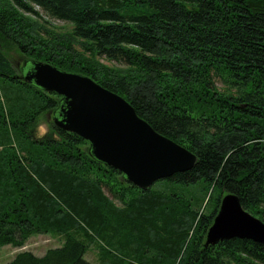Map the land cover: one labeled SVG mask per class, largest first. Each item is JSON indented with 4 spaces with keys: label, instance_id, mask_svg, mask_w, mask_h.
Listing matches in <instances>:
<instances>
[{
    "label": "trees",
    "instance_id": "1",
    "mask_svg": "<svg viewBox=\"0 0 264 264\" xmlns=\"http://www.w3.org/2000/svg\"><path fill=\"white\" fill-rule=\"evenodd\" d=\"M43 14L130 73L60 53ZM4 39L123 96L194 166L146 189L127 181L55 125L62 97L18 77ZM227 192L264 221V0H0V247L63 240L8 264H95L92 246L97 264H264L254 240L204 246Z\"/></svg>",
    "mask_w": 264,
    "mask_h": 264
},
{
    "label": "water",
    "instance_id": "2",
    "mask_svg": "<svg viewBox=\"0 0 264 264\" xmlns=\"http://www.w3.org/2000/svg\"><path fill=\"white\" fill-rule=\"evenodd\" d=\"M22 79L61 96L63 106L54 117L55 125L85 139L94 158L142 189L188 170L196 162L188 148L156 131L123 96L87 74L32 60ZM232 238L264 244V221L246 210L238 195L227 192L204 246Z\"/></svg>",
    "mask_w": 264,
    "mask_h": 264
},
{
    "label": "rangeland",
    "instance_id": "3",
    "mask_svg": "<svg viewBox=\"0 0 264 264\" xmlns=\"http://www.w3.org/2000/svg\"><path fill=\"white\" fill-rule=\"evenodd\" d=\"M44 15V14H43ZM44 17L47 19V22H45L46 26L55 30L58 35L62 36V42L55 45V47L60 50V53L74 56L76 57L80 62L87 63L88 65H94L98 67L99 69H102L104 66L113 68V69H119V71L129 72L131 71L130 68H127L125 65L120 64L119 62L108 60L107 58L97 56L95 53L92 54L89 49H87L86 45H84L82 42V39L76 38L72 34L73 26L70 23L49 18L44 15ZM41 25L44 26V24L41 21ZM42 32V31H40ZM40 37H45V34L41 33L39 34ZM38 36V38H39ZM69 36H72L73 39L69 41ZM37 37V36H36ZM69 41V42H68ZM35 43H38V41H34ZM60 42V41H59ZM65 42V43H64ZM3 49L4 52L8 54L10 57L12 64L17 70V73H20L21 69L25 63L26 59H29L14 46V43L11 42L9 39L3 40ZM77 54V56H76ZM73 57V58H74ZM31 68V61L28 62V65L25 69L27 72ZM218 89L222 91H230L229 87H225L224 83H222L220 80L217 81ZM48 125L44 121V119H40L38 122L37 130L39 134H46L48 131ZM108 193V192H107ZM109 194V193H108ZM112 197V196H111ZM113 198V197H112ZM118 204V200H115ZM63 244V240L54 237L49 234H34L30 236L23 245L20 246H14L11 244L3 245L0 247V264H8L11 262L17 254L21 252L30 251L33 254L37 256H43L48 249L59 247ZM97 248L95 246H92L90 250L86 253L84 258L88 261H91L95 264L98 263V253Z\"/></svg>",
    "mask_w": 264,
    "mask_h": 264
},
{
    "label": "flooded vegetation",
    "instance_id": "4",
    "mask_svg": "<svg viewBox=\"0 0 264 264\" xmlns=\"http://www.w3.org/2000/svg\"><path fill=\"white\" fill-rule=\"evenodd\" d=\"M27 65H28V62L25 61L23 67L20 68V69H21L20 73H18L19 76H23V75L26 73V72H25V69H26Z\"/></svg>",
    "mask_w": 264,
    "mask_h": 264
},
{
    "label": "clouds",
    "instance_id": "5",
    "mask_svg": "<svg viewBox=\"0 0 264 264\" xmlns=\"http://www.w3.org/2000/svg\"><path fill=\"white\" fill-rule=\"evenodd\" d=\"M96 81V80H95ZM187 148V147H186Z\"/></svg>",
    "mask_w": 264,
    "mask_h": 264
}]
</instances>
